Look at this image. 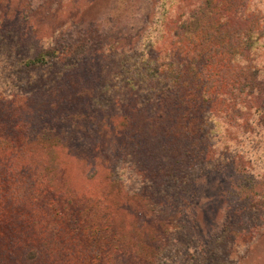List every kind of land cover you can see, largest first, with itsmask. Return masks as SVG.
I'll return each instance as SVG.
<instances>
[{
	"label": "rangeland",
	"instance_id": "obj_1",
	"mask_svg": "<svg viewBox=\"0 0 264 264\" xmlns=\"http://www.w3.org/2000/svg\"><path fill=\"white\" fill-rule=\"evenodd\" d=\"M173 1L0 0V48L7 57L15 56L16 48L27 51L33 47L39 52L43 46L45 51H64L66 55L77 51L80 56L96 57L110 44L118 45L125 59L112 57L99 84L106 88L103 97L112 100L116 93L122 106L131 97L129 80L128 83L124 81L125 77L137 71L141 74L151 72L157 63L167 58L161 55L165 50L160 45L162 41L182 36L187 19L195 20L202 27L209 26L210 32L215 31L224 39V43L219 42L220 49L212 54L213 68L219 71L226 63L231 62V65L225 66L226 77L214 85L218 90L213 89V94L219 93V99L215 100L216 96H213L207 100L203 112H196V118L199 112L204 115L197 118L199 126L194 132L191 130V139L174 127V137L167 138V144L162 146L159 133L149 130L145 117L137 119L125 109L126 116H132L128 121L122 117L121 122L119 117L112 125L107 123L106 115L104 121L98 122L100 127L97 123L93 126L91 121L86 123V127L92 126L94 132L87 134L86 142L79 141L75 146L86 155L92 147L99 153L102 146L107 149L106 139L114 138L118 141L119 153L112 165L114 170L122 171L124 165L126 157L121 147L126 148L127 154L138 149L142 152L143 164L140 162V166L151 167V173L159 177L153 192L157 194V202L163 203L160 212L149 210L148 215H140L132 210L130 220L126 221L127 229L123 224L119 227L136 240L138 254L152 253L153 261L161 254V248L168 246L161 255L163 261L160 264H264V230L263 227L252 228L264 220V97L259 100L254 94V97L238 95L239 98H232L233 91L227 82L238 75L248 78L258 65L261 69L264 67V0ZM16 36L27 38L22 43ZM158 39L160 41L154 43ZM70 60L65 57L60 65ZM57 66L20 69L22 91L16 101L8 100L3 104L4 114L17 111V117L21 118L24 109L42 103L48 105L52 101L63 106L66 98L58 100L53 95ZM31 71L38 76L32 83H22V78L29 77ZM1 72L8 75L3 69ZM45 72L50 75L45 77ZM135 76L137 81V74ZM131 78L133 82L134 78ZM150 80L154 81L155 77L152 75ZM71 82L76 83L74 79ZM109 86H117L116 92L109 91ZM208 112L211 114L207 118ZM170 125L175 126V121ZM152 152L164 161L152 156ZM83 158L80 165L70 162L65 176L78 193L102 186L91 177L95 159ZM109 160L98 167L99 176L95 179L102 178L105 166H110ZM166 168L176 171L177 177H171L167 172L166 177ZM137 175L129 185L130 190L136 189V182L145 178L144 173ZM251 179L254 183L259 182L252 193L249 192L251 196L243 194L240 198L231 191L232 186L247 185ZM171 190L176 193L171 195ZM114 193L115 190L111 197ZM252 200L255 206L251 212L248 208ZM235 208H243V211L236 215ZM177 212L180 215L175 218ZM234 221L236 233L227 234ZM180 228H184L182 232ZM174 235L179 240L175 246L171 243ZM178 250L180 256L174 258L178 256ZM135 259L132 256L129 263Z\"/></svg>",
	"mask_w": 264,
	"mask_h": 264
},
{
	"label": "trees",
	"instance_id": "obj_2",
	"mask_svg": "<svg viewBox=\"0 0 264 264\" xmlns=\"http://www.w3.org/2000/svg\"><path fill=\"white\" fill-rule=\"evenodd\" d=\"M207 28L209 30L204 31ZM214 33L210 32L209 26L202 27L195 20L187 19L182 36L160 43L165 49L161 55L166 59L157 63L151 72L141 74L137 71L125 77L124 81L128 83L129 80L131 97L122 106L116 93L112 100L103 97V89L106 88L99 84L112 57L125 59L118 45L110 44L96 57L80 56L77 51L75 54L67 52V55L64 51H45L44 46L39 52H35L33 47L27 51L16 48V55L7 57L0 48V264H128L132 256L136 259L129 264H160L163 261L161 255L168 246H163L161 254L152 261V253L146 256L138 254L136 240L126 230L123 231L128 227L126 221L130 220L132 210L148 215L149 210L160 212L163 207L153 192L159 177L151 173V167L140 166V162L143 164L140 159L142 152L135 149L127 154L126 148L121 147L126 158L120 171L112 167L116 163L115 155H119L116 139L108 137L107 149L102 146L101 152L96 153L92 147L87 155L75 144L86 142L87 134L94 132L92 126L86 127V123L91 121L93 126L97 123L100 127L99 123L106 115L107 123L112 125L119 117L121 122L122 117L128 121L131 115L137 119L145 117L149 130L159 133L162 146L167 144V138L174 137V127L191 139V130L194 132L199 126L197 118L203 117L207 100L214 96L213 89L218 90L214 85L226 77L225 66L231 65V62L226 63L219 71L213 68L212 54L220 49L219 42L224 43V39ZM16 37H20L22 43L27 38ZM128 56L134 58L133 55ZM65 57L70 58V62L60 65ZM52 64L59 65L54 71L53 95L58 100L66 98L64 105L57 106L54 101L48 105L42 103L29 110L24 109L21 118L17 117V111L4 114L3 104L17 99L22 91L18 75L20 69L51 67ZM257 67L248 78L238 75L227 80L229 89L233 91L232 98L254 94L259 100L264 97V67H259V70ZM2 69L8 72L7 76L2 74ZM173 70L175 74H172ZM47 73L45 77L50 75ZM136 74L137 81L134 78ZM152 75L154 81L150 80ZM37 76L35 71H31L29 77L21 81L32 83ZM72 79L76 81L75 85ZM109 87V91L116 92L117 86ZM217 95L215 100L220 97L219 93ZM125 109L131 114L128 117L123 112ZM197 111L202 112L196 118ZM210 114L208 112L207 118ZM171 121L176 125H170ZM151 154L164 161L159 154ZM83 157L95 159L91 177L102 186L78 193L65 176L70 169L68 164L80 165ZM109 159L110 166H105L102 178L95 179L99 176L98 167L109 163ZM166 172L171 177L178 175L170 168L164 172L168 177ZM138 173H144L145 178L136 182V189L130 190L129 185L137 179ZM254 182L251 179L247 185L236 184L231 191L240 198L243 194L251 196L249 192L252 193L259 183ZM114 190L115 197H111ZM169 192L171 195L176 193L175 190ZM250 203L248 209L252 212L255 204L253 200ZM242 211L243 208L234 209L236 215ZM176 215L178 218L180 212ZM122 224L123 228L119 229ZM234 224L235 221L229 225L227 234L236 233ZM262 227L264 230V220L252 225L255 230ZM180 229L182 232L184 228ZM159 234L163 236L162 232ZM171 243L173 246L179 244L176 235L171 238ZM177 255L174 258L180 256L179 250Z\"/></svg>",
	"mask_w": 264,
	"mask_h": 264
}]
</instances>
